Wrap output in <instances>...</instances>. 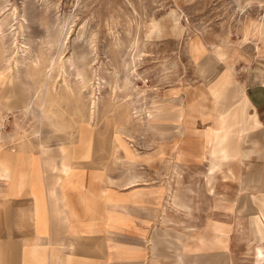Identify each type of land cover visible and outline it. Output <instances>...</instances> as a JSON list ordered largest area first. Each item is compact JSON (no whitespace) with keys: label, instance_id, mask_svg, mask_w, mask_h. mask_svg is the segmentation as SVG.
Instances as JSON below:
<instances>
[{"label":"rangeland","instance_id":"obj_1","mask_svg":"<svg viewBox=\"0 0 264 264\" xmlns=\"http://www.w3.org/2000/svg\"><path fill=\"white\" fill-rule=\"evenodd\" d=\"M263 1L0 0V22L4 23L5 33H8L7 26L12 20V12L15 8L18 15L23 14L26 17V21L23 22L24 36L35 51L42 54V67L54 54V50L49 51L46 45L39 46L34 40L47 36L46 27H53L51 30L54 32L58 23L59 25L61 23L65 27L64 31L67 28L69 33V46L65 48L64 54L73 52L77 66L90 77H92L90 68L92 65V68L97 70L98 81L100 83L102 81L100 90L102 100L98 99L97 117L91 126L87 127L86 122L90 121L88 118L90 88L83 86L86 84L73 76L70 81L73 88L69 91L62 81V75H59L58 69L55 68L50 83L53 84L56 93H51L53 99L48 105L50 121H54L55 129L49 123L42 121L37 109L35 113H31L24 112L19 107L6 109L1 104L0 129L9 133L10 147L15 145V148H22L26 143L31 151L39 154L40 146L43 144L56 147L62 143L74 144L79 138L80 146L77 151L83 153L90 144L91 136L88 134L100 128L111 131L112 150H114L113 129L120 124L127 129L128 136H131V133L136 134L131 137L130 142L137 148V152L142 155H154L155 158L151 161L162 159V156H170L168 159H172L175 157V151L169 146L165 150L166 153L163 151L154 153L157 149L154 145L156 143L152 142L155 140L151 135L146 134L149 133L146 125L152 120L148 118V112L159 102L155 100L168 99L176 94L179 99L183 96L186 103L190 102L196 107L189 120L190 127L195 129L194 134L198 135L189 137L194 139L190 149L193 154L201 150L200 143L207 130L208 142L206 141L205 144L203 139L205 145L203 150L206 149L205 155L207 154L204 164L208 163L207 157L209 158L210 148L214 145L216 122L215 119L201 117L199 105L203 100L200 99L199 93L203 92V95L211 97V87L215 84L223 82L224 85L229 86L228 95L217 106V112L223 114L228 110L232 112L233 109H237L235 134L239 133V128L242 126L243 109L247 112L243 103L239 102L242 91L237 93L233 91V88L236 89L232 81L233 73L226 72L225 65L215 56L214 48L221 43L228 44L226 54L229 55L228 59L234 69L235 83L243 85L248 64L256 57L260 61L258 57L262 56L264 51V38H259L257 32L260 19L264 17V8L259 6ZM77 36L81 37L80 41ZM8 37L11 38L7 34V40H0L2 65L0 71L5 70V58L14 51ZM88 37L94 41L91 45L87 41L90 40ZM255 45L258 46L257 49H254ZM90 47L94 52H91ZM262 60L264 61V57ZM201 66L206 68L203 74L198 68ZM12 70H9L12 77L3 84L6 85V93L1 97L13 92L11 95L17 100L26 101L28 95L38 89L44 81V69L42 68L41 74L29 64ZM203 103L211 106L208 98ZM173 107H161L166 111L161 114V121H173L171 117H176L179 113L176 108L170 109ZM135 109L139 111L137 116L132 114ZM235 134L233 140L237 138ZM227 146L226 137L221 138L219 147ZM169 152L174 154L168 155ZM119 154V151L117 155L112 151L111 158L119 159ZM192 158L194 159L193 155ZM243 161L235 160L231 163L230 157L222 168L211 171L213 174L208 170L209 168L206 170L208 173L206 191L199 194L197 189L193 195L192 214L171 210L183 214L167 213L168 215L158 217L155 231L159 230L161 234L164 230L177 231L174 232L176 237L178 235L201 248L195 253L166 241L165 247L160 249V256L157 257L160 264H181L177 261L180 257L183 258L184 264H264V232L259 231L260 237L257 239L258 234L254 236L251 233V226L246 223V216L241 218L244 228L236 230V220L240 219L238 212L242 209V207L238 209L237 201L244 193L239 179L247 173L264 169V159L252 156ZM163 164L165 165L164 162ZM194 170L199 175L200 169ZM232 172L239 176L238 180L233 179ZM162 180L166 181V178ZM136 182H132L135 185L131 188H136L138 184ZM161 188L164 186L160 185L154 191L159 193ZM142 190L144 194L147 193L146 189ZM162 192L163 190L160 193ZM164 202L166 204L167 199ZM215 204H221L225 209L216 207ZM227 208L229 210H226ZM248 210L250 211L247 214L252 211L250 208ZM164 211L168 210L163 209L162 212ZM166 217L169 221L164 220ZM206 224L207 231L204 232ZM158 232L154 233L157 238L161 236ZM193 235H204V241L201 242ZM208 246L212 247L207 248ZM151 249L152 246L144 249V264H148L149 261L155 264Z\"/></svg>","mask_w":264,"mask_h":264},{"label":"crops","instance_id":"obj_2","mask_svg":"<svg viewBox=\"0 0 264 264\" xmlns=\"http://www.w3.org/2000/svg\"><path fill=\"white\" fill-rule=\"evenodd\" d=\"M1 66L0 62V69ZM232 72L236 87L233 91H242L239 102L243 103L246 116L256 128L250 131L247 119L243 120L233 140L235 153L231 163L252 156L264 159V62L250 61L243 85L235 83L233 68ZM5 89L6 85L0 92L1 106L22 109L26 105L28 98L17 100L11 95L13 92L1 97ZM168 98L178 97L174 94ZM169 103L174 106L170 109L176 108L180 113L179 126L175 130L173 121L170 122L167 141L153 138L155 142H152L156 143L155 154L166 153L167 146L174 150L172 159L162 156L151 161L154 155L139 152L136 161L128 162L116 141L112 150V133L103 128L88 134L90 144L83 153L77 151L78 138L74 144L62 143L56 147L43 144L39 154L31 151L26 143L22 148L10 147L9 133L0 129V264H144V249L151 246L154 263L160 264L158 250L164 248L166 242H161L154 234L158 217L180 215L185 213L186 206L192 208L197 189L199 194L206 191V170L217 171L226 163L220 161L211 170L213 160L209 154L208 163L204 164L207 154L206 149L203 150V139L206 144L207 130L200 143L201 150L193 154L190 149L194 139L189 138L195 135V129L189 125L193 114L191 103H186L183 96ZM123 130L121 136L130 142L127 129L123 127ZM148 131L150 134H146L153 137ZM246 135L251 136L253 143L246 140ZM112 151L116 155L119 151V159L111 158ZM197 168L199 175L194 170ZM232 177L239 179L233 172ZM239 180L244 193L237 201L238 209L242 207L238 218L246 216L248 226L264 232V169L247 173ZM134 181L138 184L131 188ZM160 185L164 186L160 189L163 192L154 191ZM214 206L223 208L221 204ZM245 207L252 211L247 214L250 210H244ZM163 209L168 211L162 212ZM174 232L177 231L168 230L167 243L184 247L187 240L177 234L176 237ZM177 261L184 264L183 258Z\"/></svg>","mask_w":264,"mask_h":264},{"label":"bare ground","instance_id":"obj_3","mask_svg":"<svg viewBox=\"0 0 264 264\" xmlns=\"http://www.w3.org/2000/svg\"><path fill=\"white\" fill-rule=\"evenodd\" d=\"M259 6L264 8V1ZM13 10L14 11L12 12L13 13L12 20H11L9 26H7L9 28L8 29L9 31L7 30L8 33H5V31L3 29V24H4L3 21L0 22V40L1 41L7 40V38H6L7 34H9V36H11V38L8 37L9 38L8 41H10L11 47H14L13 54L10 53L11 55L5 58V70L0 71V92L2 91L1 89H2L3 84L10 77H12L9 70H12L13 68L17 70L20 66L22 67V65L26 66V65L31 64L33 67H35L37 70H39V73L42 74L41 70L43 68L44 72H45L44 81L42 82V84L40 85V87L38 89H35V91L30 93V96L28 97V101H27L26 105H24L22 107V110L24 112H31V113H35L38 110V112L40 113L38 115L41 116L42 121L49 123L50 126L53 127V129H55V124L53 123L54 121H52V120L50 121L51 116L48 113V105H49V101L51 99H53V96L51 95V93H53V92L56 93L54 90L55 88H54L53 84L50 83L51 78L53 77L52 76L53 70L56 68L59 71V75H62V81L64 82V85L66 86V88L69 91H72V88H73L71 86L72 82L70 83L71 78L73 76L77 80H79L80 82H83L84 84H86L83 86H88L90 88L89 89V98H88V100H89V102H88L89 103L88 104V108H89L88 109V111H89L88 116L89 117L88 118L90 119V121L87 120L86 122H87V127L93 125L92 122L97 117V113H98V111H97L98 110V101H99L98 99L101 98V100H102V95L100 93V90L102 88V86H101L102 81H101V83L98 81L97 70L94 67L92 68V65H90V68L92 70V74H91L92 77H90L84 73L83 69H81L80 67L77 66V64H76L77 60L73 56L74 55L73 52H70L69 54L68 53L64 54L65 48L69 46V36H68L69 33H68L67 28L64 31L65 27H63V25H61V23H60V25L58 23L54 32L51 30V28H53V27H51V28L46 27L47 36L43 37V38H37L36 40H34V41H37V43H39L38 44L39 46L43 47V45L44 46L46 45V48H48L49 51L54 50V54H52L48 58L45 66L42 67V63H43L42 59H41L42 54H39L37 51H35L32 44L24 36L25 34H24L23 22L26 21V17L23 14L18 15L16 12L17 10H15V8ZM263 15H264V13H263ZM260 21L261 22L259 23V26L257 28V32H258L259 38H264V17L262 18V20L260 19ZM6 23L5 24L8 25L7 21H6ZM80 38L78 37V40ZM88 38H90V37H88ZM85 41H86V39H85ZM87 41L90 43V45H91V42H94L93 40H91V38H90V40H87ZM3 44H5V43H3ZM227 46H228V44H226V43H221L220 45H217L214 48V54L225 65L226 72H232L233 66H232V63L228 59L229 55L226 54ZM248 48L252 49V47H246V49H248ZM257 48H258V46L255 45L254 49H257ZM90 49H91V47H90ZM91 52H94V49H91ZM263 57L264 56L262 55L258 58L260 59V61H263L262 60ZM256 59H257V57H256ZM82 60H84V59H82ZM83 64H81V65H83ZM85 64H87V62ZM198 68H199V71L201 74H203L206 71V68L204 66L203 67L201 66ZM116 72H114V73H116ZM7 73H10L9 76L7 75ZM225 77H226V75H225ZM16 79H17V76H16ZM99 79H100V77H99ZM114 89H112V91H114ZM120 91H121V89H120ZM228 92H229V86L224 85L223 82H220V84H215L213 87H211V94H210L211 97H208L206 94L203 95V92L199 93L200 99H202L204 101L206 98H208L211 101V106H207L203 103V101H201V103L199 105L201 117L203 119L204 118L205 119L206 118L215 119L214 121L216 122L215 123L216 124L215 133H214V135H215L214 145L210 150V156H211V159L213 160L210 163L211 170L214 168V165L216 163H218L220 161H221L220 163L226 161L228 158H230L232 155H234L233 152L235 153V150L233 151L232 141H233L235 129H236L237 113H238L237 109H233L232 112L230 110H228L226 113H223V114L217 112V106L227 97ZM175 99L159 98V99L155 100V101H159L158 104H154L153 106L151 105L153 108L148 112V118H150L152 120L147 123L146 127H148L150 129V131L153 134V138L155 140L163 141L165 143V139L168 136V134L170 133L169 132V130H170L169 123L172 121H170V122L169 121H161L162 120L161 114L166 112V111L162 110L161 107L163 108V106H172V103H169V102H173ZM233 101H235V99ZM190 107H191L192 112L196 110V107L194 105L191 104ZM138 112L139 111H137L135 109L132 113V114H134L133 116H137ZM179 114H177L176 117H171L173 120L172 124H174L175 130H177V128L179 126V124H178ZM39 119H40V117H39ZM245 119H247L246 123L249 127V130L253 131V129L256 128V126L248 119V117L245 114V110L243 109V120H245ZM122 131H124L123 127H119V126H116L113 129V133L115 135L114 140L116 141V145L118 148H121L123 150V152L125 153V157L127 158L128 162L136 161L137 158L140 156V154L135 149H133L134 147L132 148L129 145V141L127 142L125 140V138L121 136ZM131 137H133V136H128V139L130 140ZM223 137H226V140L228 141V146L225 148H220L219 142H220V139ZM245 138L248 142L253 143V139L251 138V136L246 135ZM130 143H132V142H130ZM133 176H135V174ZM136 180H138V179H136ZM186 208L187 209L185 210V213L186 214H192V212H193L192 208H188L187 206H186ZM227 210H229V209L227 208ZM164 220L169 221V219L167 217ZM256 222H258V221H256ZM214 227H217V225H214ZM240 228L243 229L244 224H243V221L241 219H237L236 220V230H239ZM250 229H251V233L254 236L256 234H258V236H257V239H258L260 237L259 236V229H258V233H256L257 231L254 230L253 225H251ZM158 231H155V233H157ZM206 231H207V224L204 227V232H206ZM164 232H166V231L164 230L162 232V234L160 232H158L161 234V236H159V238H158L161 242L167 241L168 235H167V233H164ZM193 237L200 240L201 242H203L205 236L204 235H202V236L193 235ZM189 246H190V249H189ZM210 247H212V246H208L207 248H210ZM184 248L186 251H191V252H195V253H197V251H199L201 249L196 244H194V245L190 244L188 240L184 244ZM204 248H206V247H204ZM158 251H160V250H158ZM178 255H179V253H178Z\"/></svg>","mask_w":264,"mask_h":264}]
</instances>
